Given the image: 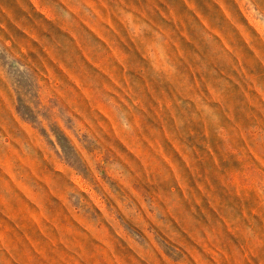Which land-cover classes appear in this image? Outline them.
Masks as SVG:
<instances>
[{
  "label": "rangeland",
  "instance_id": "rangeland-1",
  "mask_svg": "<svg viewBox=\"0 0 264 264\" xmlns=\"http://www.w3.org/2000/svg\"><path fill=\"white\" fill-rule=\"evenodd\" d=\"M0 264H264V0H0Z\"/></svg>",
  "mask_w": 264,
  "mask_h": 264
}]
</instances>
